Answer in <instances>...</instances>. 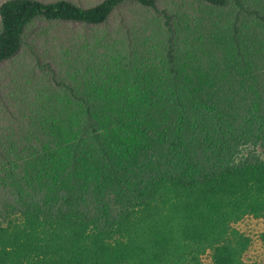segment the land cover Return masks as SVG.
I'll return each mask as SVG.
<instances>
[{
  "label": "trees",
  "instance_id": "16d2710c",
  "mask_svg": "<svg viewBox=\"0 0 264 264\" xmlns=\"http://www.w3.org/2000/svg\"><path fill=\"white\" fill-rule=\"evenodd\" d=\"M246 218L264 0H0V264H246Z\"/></svg>",
  "mask_w": 264,
  "mask_h": 264
},
{
  "label": "rangeland",
  "instance_id": "374dc122",
  "mask_svg": "<svg viewBox=\"0 0 264 264\" xmlns=\"http://www.w3.org/2000/svg\"><path fill=\"white\" fill-rule=\"evenodd\" d=\"M37 33L39 32H36L31 36V40L36 38ZM40 38L42 37L40 36ZM238 227L245 232L252 241L245 256L246 264H264V241L262 240V234L264 233V220L246 218L238 224ZM205 261L207 264H211V258L209 256Z\"/></svg>",
  "mask_w": 264,
  "mask_h": 264
},
{
  "label": "clouds",
  "instance_id": "9594fccd",
  "mask_svg": "<svg viewBox=\"0 0 264 264\" xmlns=\"http://www.w3.org/2000/svg\"><path fill=\"white\" fill-rule=\"evenodd\" d=\"M259 220H262V219H259Z\"/></svg>",
  "mask_w": 264,
  "mask_h": 264
}]
</instances>
